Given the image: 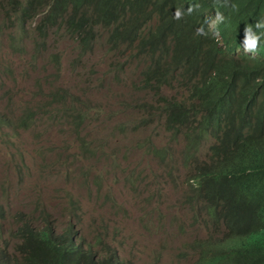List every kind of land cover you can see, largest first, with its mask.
<instances>
[{
    "label": "trees",
    "instance_id": "obj_1",
    "mask_svg": "<svg viewBox=\"0 0 264 264\" xmlns=\"http://www.w3.org/2000/svg\"><path fill=\"white\" fill-rule=\"evenodd\" d=\"M2 36L35 72L39 61L53 67L49 84L62 72L52 41L74 43L78 64L104 39L116 79L137 61L133 88L151 101L131 100L142 117L118 129L162 124L168 145L148 138L144 147L170 175L176 158L183 164L182 203L207 232L188 245L191 264H264V0H0ZM39 96L16 118L0 114V128L61 121L93 157L82 136L92 103L62 86ZM43 218L37 225L19 214L10 240L0 233V264H137L99 237L93 245Z\"/></svg>",
    "mask_w": 264,
    "mask_h": 264
},
{
    "label": "rangeland",
    "instance_id": "obj_2",
    "mask_svg": "<svg viewBox=\"0 0 264 264\" xmlns=\"http://www.w3.org/2000/svg\"><path fill=\"white\" fill-rule=\"evenodd\" d=\"M51 45L62 56V72L53 84L52 66L44 71L39 61L35 72L28 57L14 55L7 38H0V114L16 118L51 87L67 88L94 107L82 134L94 154L83 155L74 130L61 121L50 124L42 118L27 130L0 128V205L6 216L0 218V233L10 240L19 214L37 225L49 215L57 232L70 225L93 245L99 237L122 260L191 264L188 245L207 232L182 203L183 164L176 158L170 175L144 147L148 138L157 146L168 145L162 124L154 119L136 133L118 129L142 117L128 105L131 100L151 101L133 88L139 63L128 62L116 79L109 66L115 58L104 39L78 64L73 63L78 58L74 43ZM181 148L174 147L175 157Z\"/></svg>",
    "mask_w": 264,
    "mask_h": 264
},
{
    "label": "bare ground",
    "instance_id": "obj_3",
    "mask_svg": "<svg viewBox=\"0 0 264 264\" xmlns=\"http://www.w3.org/2000/svg\"><path fill=\"white\" fill-rule=\"evenodd\" d=\"M106 249V248H105Z\"/></svg>",
    "mask_w": 264,
    "mask_h": 264
}]
</instances>
